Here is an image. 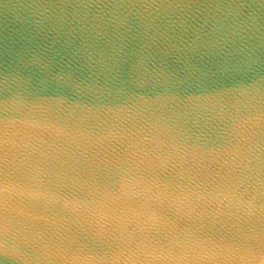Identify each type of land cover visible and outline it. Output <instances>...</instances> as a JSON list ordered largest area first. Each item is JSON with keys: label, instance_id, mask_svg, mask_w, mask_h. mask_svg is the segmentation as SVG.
Wrapping results in <instances>:
<instances>
[{"label": "clouds", "instance_id": "1", "mask_svg": "<svg viewBox=\"0 0 264 264\" xmlns=\"http://www.w3.org/2000/svg\"><path fill=\"white\" fill-rule=\"evenodd\" d=\"M0 264H264V0H0Z\"/></svg>", "mask_w": 264, "mask_h": 264}]
</instances>
